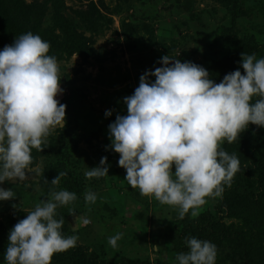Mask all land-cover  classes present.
Segmentation results:
<instances>
[{"label": "rangeland", "instance_id": "obj_1", "mask_svg": "<svg viewBox=\"0 0 264 264\" xmlns=\"http://www.w3.org/2000/svg\"><path fill=\"white\" fill-rule=\"evenodd\" d=\"M29 31L50 42L49 55L57 58L64 89L57 99L67 105V122L51 132L42 152L32 149L26 181L0 184L17 193L0 201V226L12 228L26 218L64 171L78 198L59 207L57 219L64 218V235L79 239L51 264H178L192 236L217 245L216 264H264V127L250 124L240 140L222 145L255 179L254 193L224 190L196 217L189 212L180 218L177 208L132 188L120 154L106 147L108 125L117 113L127 115L123 98L146 70L163 66V55L202 65L217 83L237 68L243 73L241 53L264 58V0H0V50ZM109 109L113 114L106 117ZM255 135L262 144L256 157L250 145ZM105 156L109 175L86 178ZM87 191L97 194L94 204L85 201ZM121 232L113 248L108 239ZM249 240L259 243L261 255L249 250ZM5 243L1 239L0 264H7Z\"/></svg>", "mask_w": 264, "mask_h": 264}, {"label": "clouds", "instance_id": "obj_2", "mask_svg": "<svg viewBox=\"0 0 264 264\" xmlns=\"http://www.w3.org/2000/svg\"><path fill=\"white\" fill-rule=\"evenodd\" d=\"M50 48L29 31L0 50V184L26 181L32 149L42 152L51 132L66 125L67 105L57 99L64 92L62 75ZM241 57L243 73L237 68L217 83L202 65L163 55L158 61L163 66L146 70L134 93L123 98L127 115L117 113L108 125L111 145L106 147L120 154L128 184L177 208L180 218L189 212L196 217L208 198L222 197L231 187L240 160L222 147L224 142L240 140L250 124L264 127V58L245 52ZM112 114L105 111L106 117ZM110 167L102 157L85 176L106 177ZM63 175L59 172L51 183L59 185ZM16 196L0 187V201ZM77 198L74 191L52 190L27 212L10 229L7 264H51L56 253L76 247L79 237L63 234L64 218L57 219V209ZM97 199L94 191L85 193L88 204ZM123 235L109 237L108 243L118 248ZM186 244L189 251L177 255L178 264H216L215 243L192 236Z\"/></svg>", "mask_w": 264, "mask_h": 264}, {"label": "trees", "instance_id": "obj_3", "mask_svg": "<svg viewBox=\"0 0 264 264\" xmlns=\"http://www.w3.org/2000/svg\"><path fill=\"white\" fill-rule=\"evenodd\" d=\"M259 131H262V129H260ZM250 145H251V149L254 151V155L256 157L258 155V153L260 152V149H261V146H262V144L260 143L259 138L256 135L250 141ZM252 167H253V165H252ZM60 172L61 173H66L64 171H60ZM244 172L247 175H249V172H247L246 169H244V168L240 169L235 174V177L233 179L231 187H227L226 186L225 190L229 189L228 191H233L234 193H241L242 195H245V194L250 195L251 193H254L255 187H256L255 179L253 177L248 178V176L245 175ZM58 175H59V173H58ZM62 180H63V182H62ZM68 188H70V185H68L67 174H66V175H63V176L60 177L59 185L56 186L55 191H59V190H63V189H67L68 190ZM70 215H72V214H70ZM208 215H210V214H208ZM209 218H210V216H209ZM212 222L218 224L217 216L213 218ZM10 229H11L10 227L5 226L3 224H1V226H0V241H1V239L7 240V243L3 244L2 248L6 247L8 245V239H6V236L9 235ZM2 230L5 232L4 234L2 233ZM183 242H184V240L182 238V242L180 241L178 244H181ZM253 242H255V241L249 240V241L246 242V245L248 246L250 251L256 250L258 245H259V243L254 244ZM260 252L261 251H258V249H257L254 254L256 256L257 255H261ZM245 257L249 258L248 254H246ZM252 258H253V255H252Z\"/></svg>", "mask_w": 264, "mask_h": 264}]
</instances>
